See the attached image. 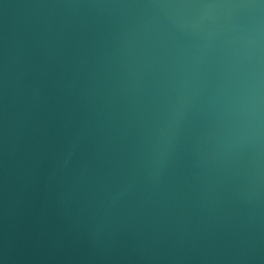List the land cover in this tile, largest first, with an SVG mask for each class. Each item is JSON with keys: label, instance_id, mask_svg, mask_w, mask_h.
I'll use <instances>...</instances> for the list:
<instances>
[{"label": "water", "instance_id": "obj_1", "mask_svg": "<svg viewBox=\"0 0 264 264\" xmlns=\"http://www.w3.org/2000/svg\"><path fill=\"white\" fill-rule=\"evenodd\" d=\"M0 264H264V0H0Z\"/></svg>", "mask_w": 264, "mask_h": 264}]
</instances>
